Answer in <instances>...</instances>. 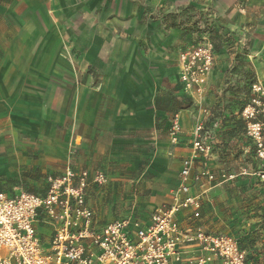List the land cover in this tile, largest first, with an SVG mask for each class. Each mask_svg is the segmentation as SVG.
I'll return each mask as SVG.
<instances>
[{
  "label": "crops",
  "instance_id": "obj_1",
  "mask_svg": "<svg viewBox=\"0 0 264 264\" xmlns=\"http://www.w3.org/2000/svg\"><path fill=\"white\" fill-rule=\"evenodd\" d=\"M250 7L256 25L250 33V57L264 88V0H250ZM237 15L233 29L243 16ZM115 27L118 39L109 40V45L84 48L76 43L64 48L55 29L37 40L15 39L6 46L0 57V191H41L48 177L60 175L68 166L98 171L112 154L134 151L136 145L153 141L167 146L162 148L166 158L175 154L174 143L165 133L171 120L161 116L157 122L156 117L164 113L158 110L160 97L174 93L172 83H177L178 93L198 103L186 94L178 77L177 54L185 45L179 39L172 51L169 44L167 48L168 32L154 30L147 35L150 31L138 24ZM100 28L97 31H104V26ZM170 51L172 73L167 61ZM214 63L203 100L209 98L212 85L221 81L223 66L220 60ZM192 112L186 108L177 115L185 143L192 139ZM203 186L199 224L210 233L243 238L249 253L261 250L264 255V183L256 184L253 177L252 184L245 186ZM92 194L89 187L87 203L101 222L128 210L112 212L110 202L100 197L93 200ZM161 204L147 213H142L137 201L132 206L147 218ZM243 209L246 216H240ZM242 218L247 227H239Z\"/></svg>",
  "mask_w": 264,
  "mask_h": 264
},
{
  "label": "rangeland",
  "instance_id": "obj_2",
  "mask_svg": "<svg viewBox=\"0 0 264 264\" xmlns=\"http://www.w3.org/2000/svg\"><path fill=\"white\" fill-rule=\"evenodd\" d=\"M251 9L250 0H0V57L15 39L37 40L55 29L64 48L76 43L84 48L95 47L97 43L109 45V40L118 39L115 26L124 23L142 25L150 31L145 33L147 35L154 34V30L168 32L167 48L169 44L172 51L179 39L188 45L206 37L215 53V61L220 60L223 66L220 83L212 85L209 98L198 103L178 93L177 83H172L174 93L158 100V110L164 113L156 117L157 122L161 116L170 121L179 115V110L193 109L194 122L201 123V136L208 146L205 156L196 154L194 159L191 179L198 189L201 184L250 185L253 177L255 183L261 185L264 160L259 156L257 141L251 132L255 123L264 124V117L261 103L253 102L260 94L251 86L255 83L263 88V84L253 72L250 57V33L256 26ZM237 13L243 16L238 28L233 29L231 25L238 18ZM101 26L104 31H97ZM171 57L172 52L167 59L170 73ZM160 130L164 133L163 128ZM165 131L169 138V128ZM181 131L173 144L175 154L167 158L162 151L167 146L154 141L136 145L134 151L112 154L107 165L97 167L104 173L105 181L90 185L92 199L100 197L110 202L112 212L127 210L137 201L142 213H147L171 198L179 183L182 159L192 153V139L185 143ZM202 169L213 175L211 181L199 177ZM46 186L41 191L28 192L43 194ZM240 216H246V209ZM244 218L239 227H247ZM40 230L50 232L47 226ZM239 231L245 232V228ZM220 234L236 240L245 264H264L261 250L249 253L246 243L241 241L243 238L237 240L229 234Z\"/></svg>",
  "mask_w": 264,
  "mask_h": 264
},
{
  "label": "built area",
  "instance_id": "obj_3",
  "mask_svg": "<svg viewBox=\"0 0 264 264\" xmlns=\"http://www.w3.org/2000/svg\"><path fill=\"white\" fill-rule=\"evenodd\" d=\"M215 61L206 37L185 45L177 54L178 77L183 90L201 102ZM260 94L264 89L252 84ZM177 115L170 121L172 143L181 131ZM197 122L192 131V153L182 159L179 183L168 202L154 208L147 218L131 206L119 217L101 222L87 203L91 184L105 181L102 171L66 167L57 178L48 177L45 193L0 191V264H245L236 240L209 233L199 224L204 184L194 191L191 174L196 154L208 146ZM264 160V124L251 132ZM70 149L71 144L69 145ZM199 177L213 179L206 169ZM202 188V189H201ZM49 233L41 231L45 227Z\"/></svg>",
  "mask_w": 264,
  "mask_h": 264
}]
</instances>
